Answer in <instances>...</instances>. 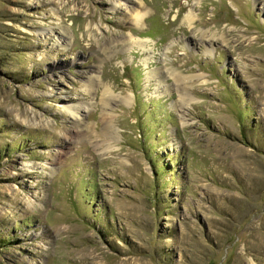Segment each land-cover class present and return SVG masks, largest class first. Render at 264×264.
Here are the masks:
<instances>
[{
    "label": "rangeland",
    "instance_id": "1",
    "mask_svg": "<svg viewBox=\"0 0 264 264\" xmlns=\"http://www.w3.org/2000/svg\"><path fill=\"white\" fill-rule=\"evenodd\" d=\"M0 264H264V0H0Z\"/></svg>",
    "mask_w": 264,
    "mask_h": 264
},
{
    "label": "bare ground",
    "instance_id": "2",
    "mask_svg": "<svg viewBox=\"0 0 264 264\" xmlns=\"http://www.w3.org/2000/svg\"><path fill=\"white\" fill-rule=\"evenodd\" d=\"M157 73H158V72L156 71V72L152 73V75L155 76Z\"/></svg>",
    "mask_w": 264,
    "mask_h": 264
}]
</instances>
